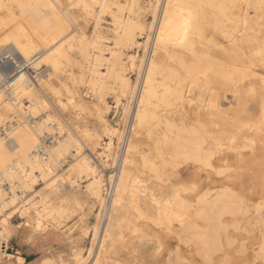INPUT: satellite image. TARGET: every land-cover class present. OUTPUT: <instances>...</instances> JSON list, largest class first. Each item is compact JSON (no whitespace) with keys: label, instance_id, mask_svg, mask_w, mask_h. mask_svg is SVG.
I'll list each match as a JSON object with an SVG mask.
<instances>
[{"label":"bare ground","instance_id":"1","mask_svg":"<svg viewBox=\"0 0 264 264\" xmlns=\"http://www.w3.org/2000/svg\"><path fill=\"white\" fill-rule=\"evenodd\" d=\"M66 1L68 2V4L66 6H63L61 0H2V3L6 7L0 9V128L2 127L5 133L3 136L2 134L0 135V175L11 184L12 193L10 194V192L6 190V188L3 185L2 177H0V246L1 244L6 245L9 242V238L11 237L10 236L11 232L9 229L11 225L10 218L15 212L20 213L21 216L24 215L23 216L24 218L26 214L32 211V213L34 214V216L36 217L39 223L55 220L58 218L60 219L68 215L69 212H68L67 201H64L67 198L63 200L62 199L63 196L62 197L60 196L61 191L58 189L61 186L63 187L66 181L69 183L71 190H77L78 188L81 187L80 180L85 178L88 181V184L85 185V189H86L85 193L87 198L92 203H99L100 205H102V207L105 205V197L103 196L104 185H103L102 176L98 172L97 166L92 162L91 158H89L83 151L85 144L81 135L83 134L82 136H84L92 143L100 139L102 136L96 134L95 132L92 133V131L89 129L78 128L80 131H82V134L74 130V128L72 127L65 129L61 121L55 116L54 113L51 112L52 109H55V111H58V109L53 105L52 101H48L49 99L46 100L48 98L47 91L48 92L50 91L55 97L57 104L63 110L65 111L69 109L73 110V116L78 121L81 118L82 111L86 109L84 107V100H82V98L78 95L77 85L79 84H86L88 90L93 92V94L97 97L96 99L99 102V104L105 103V105H106L105 96L107 95L108 90L114 88L118 92L116 98L117 105L115 107H118L120 106V104H123V109L125 112L128 111L131 112L133 109V111L131 112L132 123L131 126L130 125L129 126L131 127L130 131H133L135 136L134 134H132L129 136L125 135L124 137L123 135L120 136V132L118 131V128L112 126L106 120L107 118H105L104 113L110 109V106L106 105L108 107H106L105 112H103L104 108H100L101 106H99V104L98 105L95 104L98 110L97 111L99 117L98 120L100 121L101 126L103 128L102 133L104 134V136H107L108 137L107 139L109 140L105 142V145L103 147L104 151L101 152V154H103L105 164L106 163L108 164L109 161L112 160L115 163V165H117L116 169L118 173L117 175H115V177L113 176L114 180H112L114 183V194L112 195L110 208H113L114 210L123 209L126 208L127 205L131 209V212L135 211L142 218H145L147 214L145 217H143L145 213H143V207H142L143 205H145V203L142 205L141 201L143 199H148L150 203L147 206H149L152 203L155 210L154 215L156 217L155 221L157 222V225L165 229L167 232L168 230H171L173 220L179 221L178 223L182 224L183 226L186 223L189 225V223H191L189 222V220L191 218L190 209L192 203H190L189 200L190 198L188 195H181L178 189L171 194H167L165 196H158L156 194V191H154L150 185L146 184L147 180H144V178L142 179L139 175L133 174L130 170L131 166L130 168L128 167V164L131 163L129 155H133L131 154L132 151L136 150L138 147L135 146L136 144L134 142L135 140L134 138H136V136H139L137 135L139 132L138 131L135 132V130L138 128V130L144 129V131L147 132L148 135L147 137L154 141L155 148L153 149L154 150L156 149L155 151H157V155L155 154L154 155L158 156V159H160V161L164 163L163 164L164 166L167 165L165 163L167 162L170 163L169 162L170 160H179V159H183V161L184 159L186 160L192 159L198 163L199 162L202 163L203 165L205 164L206 166H210V167L213 166L210 158L211 157L210 154L212 152L210 151L209 154L208 153L209 151L207 152L203 147V142L206 140L205 137L203 139L202 137H200L201 136L200 135L199 137L201 139L184 140L183 139L184 136H181L180 134L181 133L180 131H183L184 129L180 130L179 128L180 131H178L177 133L174 132V129H177L176 127L177 125H175L174 123H177V121L176 122L174 121L173 123L171 119L163 115H158L157 112L158 109L162 108L163 106H167V107L171 106L173 101L172 98L177 99V101L178 100L183 101L186 97H188V95L186 94L187 92H185L186 87L184 84L186 83L188 85L187 88H189L188 90L190 92L191 88L194 87L195 89L196 86H198V89L201 90L200 87L202 84H200L199 86V83L202 79L203 81L206 82V84H208L207 82L210 73H214L215 75L221 76V78L224 79L225 81L231 80L233 78L234 73L236 72H239L237 74L240 75L241 70L239 69L238 65L236 66L232 65L233 69H230L231 66L225 65L227 63L218 64L219 62L216 63L215 61L209 60L210 58L204 55L206 54L205 52L204 54L202 53V51L200 52L202 54L197 53L195 49L197 48L199 49V47L196 48L195 46L198 40L200 41L203 38L204 35L203 33H205V28H206L205 24L206 21L209 20L208 19L209 17H212L214 19L215 26L218 29L227 32L230 41L232 43L231 45L236 46L237 39L239 37L235 38L236 36L233 33L236 32H232L231 30H229L227 28L226 22L228 21L229 23L232 22L239 23V21H241L239 20V18H241L242 20L245 21V23L247 22L249 23L248 21L249 8L247 5L249 3L254 5L253 10L254 13L256 14L259 11L264 12V10H261L260 8L256 7L261 3V0H180V2L182 3L185 2L191 3L196 6L193 26L190 29L187 37H185L183 34V29H182L183 17H181L179 14H175V10H170V16H169L170 22L167 24L165 23V16H164L165 10H168V5L170 2L176 3L177 0H156L155 3L150 2L151 7L153 8L154 11V21L151 25V32L153 33V35L151 37L150 36L146 37L148 38L146 43H147V47L149 46L148 49L150 48L151 50L146 60L145 57L141 59L142 64H141L140 77H139V81L135 85L132 84V82L130 81V76L128 77L127 63L132 68L135 65V61L139 56L137 57L136 55H128V54L125 56L122 50L124 47L132 48L134 47V45H138L140 42L138 41L137 35L143 34L145 30V25L140 22L141 19L139 20V15H140L139 10L142 8L139 6L138 3L139 1L124 0L126 4H123L121 0H66ZM240 2H242L246 6V8L243 11V13H240L237 16V14L234 13L235 11L234 12L232 11L236 7H238V4H240ZM20 4L25 5V7L23 8L18 7L17 5ZM45 4H51L52 8L44 10L42 6ZM84 4L88 5L87 9L83 7ZM36 5H39L41 7L40 8L32 7ZM74 5L75 6L80 5L83 12L85 13V16L94 22L95 28H93L94 29L93 35L97 41L98 40L100 41V39H102L101 35L103 34V33L101 34L98 30L100 26V21L102 20V15L105 13L106 14L110 13L112 15L113 17L112 32L114 35L113 48L103 47V44L99 46L98 43H97L98 45L97 44L95 45L94 43L93 45L87 42L86 40L87 37L85 38V35L82 33H81L82 36L80 35V38H77L76 30L72 18L73 13L71 11V7ZM233 5H235V7H232ZM137 6L140 7L139 10H136ZM124 10H128V14L123 15ZM240 10H238V12ZM41 11H44L45 14L41 15ZM256 16L257 18H259L260 21L261 15L258 16L257 14ZM208 23H210V21ZM161 26L165 27L163 38L161 37V30H160ZM212 29L214 30V27H212ZM2 32L3 34H1ZM251 32L253 31L251 30ZM212 35H214V33ZM204 36L207 37V35ZM182 40L184 41L183 43H181ZM157 41H160L159 44L157 43ZM211 41H213V39ZM260 44H262V42ZM260 48H258V50ZM182 50L185 51L187 50V52L189 51L192 53L193 60L192 61L190 60L191 62L187 61L186 59L183 58V56H181L180 51ZM74 51L75 53L77 52V54H79L81 59L80 63L79 61H77L80 65L76 64L82 69L81 71L83 74L80 75V77H76L74 74L75 72L73 73L74 71L73 66L74 63L76 62L74 61L73 58ZM157 51L163 52V55L166 56L168 59L177 61L179 64L178 68L176 66L175 67L170 66L169 64L168 66L166 64L167 62L165 63L167 66L163 67L158 57L155 56L157 54L156 53ZM263 51L264 49L262 50V53ZM183 54L184 53H182V55ZM211 59L213 58L211 57ZM68 66L69 68H67ZM30 69L33 70V73H35V75L33 73L32 74L30 73ZM60 72L64 74L63 77L65 76L66 80L65 82L62 80L61 86L57 88L54 87L55 86L54 83H53L54 86L52 85L50 79L48 78L49 77L53 78V75L51 74H57ZM45 73H47V76L49 77L44 78L43 75H45ZM84 74L86 75V79L84 77ZM247 75L249 76V74ZM38 79H41L40 82H38ZM244 79L245 78L242 77L243 83H244ZM262 80L264 85V76ZM209 83L212 82H210L209 80ZM69 84L72 85L70 86ZM111 84L113 85V88L110 86ZM252 85L253 84H251L250 86ZM183 86L185 87V89L183 88ZM206 89H208V87ZM252 89L253 88H250V90ZM204 90L205 89H203V91ZM128 95H130V99L132 98L131 100L128 99L127 97ZM213 95L214 94H212V96ZM125 97H127L128 101L125 103L121 102V98H125ZM23 98H28V100L31 103L29 105H25L22 102ZM133 100H135L134 102H136L134 108H132ZM211 100H209V102H211ZM201 102L199 104H201ZM191 103L188 104L190 105ZM174 105H172V107ZM211 105H209L210 108ZM201 107L202 106H200V108ZM217 107L218 106L215 107L214 105V107L212 108L217 109ZM39 112H46L47 116L43 117V121L38 119ZM261 112L264 120V101L262 103ZM31 117L35 119L34 122H30L31 120L29 118ZM151 121H154V123H151ZM200 126H202V124H200ZM55 130L56 133H58L59 135L55 136L56 138L53 139L51 146L47 148L45 154L41 155V153L37 152V150L39 149L40 144L42 143V138L46 137L45 132H49L51 135H54ZM199 131L197 130V132ZM210 133L211 132L207 133L209 134L208 136H211ZM115 135H118L119 140L125 138L124 140L126 142V148L124 147L125 150L122 149L124 151H122V154H120V156L117 158L113 154L114 153L113 137ZM185 137L187 138V136ZM192 138H198V137H192ZM164 144L169 145L170 152H165L163 148ZM220 146L221 145H219V148ZM140 153L138 152V154ZM70 155L74 156V158L72 157L73 160L66 167L61 166V160ZM133 156L132 158H134ZM142 156H141L143 158L142 164L144 165V167L148 168L146 166H149L150 167L149 170L151 169V171L158 174L159 166L156 163H154L156 161L154 162L152 161L156 157L152 158L151 160L148 158L149 156L148 157L146 155H142ZM139 164H141V162H139ZM139 167L142 166L139 165ZM144 167H142V169ZM9 169H11L10 170L11 173H9ZM38 173L39 175H41V179L44 180L45 190L43 192L37 191L36 194L38 193L39 194L36 195L34 193L36 191L35 186L38 184V180H37V178L39 177L37 175ZM163 175L164 174H162V176ZM76 177L78 179H76ZM226 189L228 188L226 187L224 191ZM183 190H186L188 192L187 189H183ZM210 192H208V194ZM162 193L164 192L162 191ZM204 193L205 196H202V198L200 197L201 198L200 202L198 201L202 205L201 207L197 206L199 207V209L196 211V217L202 220L206 224V226L204 230L200 228L202 229V231H200V233L198 232L197 235L194 234L193 236L196 238L195 242L202 247V249L199 247L202 251L204 249L203 247L209 249L212 245H214V242H216V238L213 235L214 228L216 226L222 225L223 222L221 221V218L224 214H226V212H228V210L231 207L229 205L228 207L226 205L228 203L224 201V197L231 199L227 197L230 196L229 194L227 195L225 194V192H223L221 194H218L217 196L215 195L216 197L213 198V200H208L206 195L207 192ZM65 194L66 193L64 192V195ZM76 196L78 200V198L80 197H78V195ZM232 203L234 204V202ZM152 205H150V207ZM147 206L145 207V209H148ZM147 211H149V209ZM134 216L135 215L133 214V217ZM128 217H130V215ZM59 219L58 221L61 220ZM116 223L117 221L115 220V218L112 217V215H110L107 218L106 223L104 224V226L101 227L102 230H101L100 247H104L103 244H105L104 243L105 240L108 237H110V235L112 234V231L116 226ZM131 224L133 223L131 222ZM234 225H236V223ZM190 227L192 226L190 225ZM225 228L227 229V227ZM99 230H100V225L95 227L94 230L95 237L98 234ZM120 231L121 230L119 229V232ZM133 231H135V229ZM217 231L218 230H216V232ZM219 232L220 231H218V233ZM193 237L190 238L193 240ZM120 238H122V236ZM2 240H4L5 242L4 243L1 242ZM110 247L113 246L110 245ZM212 248H214V246H212ZM216 248L217 247H215L214 249ZM207 250L204 251H206L207 253ZM100 253L101 252H99L96 255V257L94 258V260L90 262V264H103V259H106V257L105 254L104 257L100 256ZM211 253H213V251ZM0 255L2 257V255H6V254L2 253V250L0 249ZM82 256L81 253H77V254L75 253L74 260L78 264H80L81 261L84 260ZM19 259L25 263H28L26 262L24 257L20 256Z\"/></svg>","mask_w":264,"mask_h":264},{"label":"rangeland","instance_id":"2","mask_svg":"<svg viewBox=\"0 0 264 264\" xmlns=\"http://www.w3.org/2000/svg\"><path fill=\"white\" fill-rule=\"evenodd\" d=\"M121 1L123 4H126L124 0ZM138 1L139 6L142 8L140 9V7L137 6L136 10L140 9L139 20L141 19L140 22L145 25V33L143 32V34L137 35L138 41L141 44L139 43L138 45H134V47L132 48L124 47L122 50L125 56L127 54L136 55L137 57L139 56L138 58L136 57L137 59L135 61V65L132 68L127 63L128 77L130 76V81L134 85L139 81L142 64L141 59L145 57L146 60L147 56L150 54L151 49H148L149 46L147 47L146 41L148 38L146 37H151L153 35V33L151 32V25L154 21V11L151 7L150 2L155 3L156 0ZM61 2L63 3V6H66L68 4L66 0H61ZM72 7V18L77 38H80V35L82 36V34H84L85 38L87 37V42L91 44L94 43L96 45L98 43L99 46L103 44V47L106 48L114 47V35L112 32L113 17L110 13H105L102 15V20L100 21L99 26L100 29L98 28V30L101 34H103L101 35L102 39H100V41H97L93 35V28H95L94 22L85 16V13L83 12L81 6H79V8L75 5ZM245 8L246 6L242 2H240V4H238V7H236L232 12L235 11L234 13L238 16L240 13H243ZM238 10L240 11L238 12ZM126 14H128V10L123 11V15ZM257 14L258 16L261 15L260 21L259 18H257L256 16ZM257 14L254 13L253 8L249 9V23L247 22L248 25L241 18H239V20H241L239 21V23H229L228 21L226 22L227 28L232 32H236L233 33L236 36L235 38L239 37L237 39L236 46L231 45L232 43L227 32L218 29L215 26L214 19L212 17H209V20H207L205 24V27L208 29L205 28V33H203L204 35H207V37L203 35V38L201 39L202 41L198 40L195 46L196 48L199 47V49H195L197 53H200L202 51V53L204 54L205 52L206 54L204 55L210 58L209 60L215 61L216 63L219 62L218 64L227 63L225 65L231 66V68L229 67L230 69H233L232 65H238L239 69L241 70L240 75L237 74L239 72H236L234 73L233 78L231 80L225 81L221 78V76L215 75L214 73H210L207 82L208 84H206V82L202 79L199 83V86L200 84H202L200 87L201 90H199L198 86H196L197 88H191L190 92L188 90L189 88H187L188 85L186 83L184 84L186 89L184 86L183 88L185 89V92H187V100L185 98L183 101H177V99L172 98V105L175 104L173 106L175 108H173L172 105L168 106L169 108L167 106H163L162 108L158 109L157 112L158 115H163L171 119L173 123L174 121H177V123H174L175 125H177V129H174V132L177 133L181 129H184L183 131H180L181 136H184V140L201 139L200 137L204 139L205 137L206 140L204 142L202 140L203 147L207 152L209 151V154L210 151L212 152L210 154L211 162L213 165L212 167L206 166L205 164L203 165L200 162L199 164L198 162L192 159H190L191 161L186 159H184V161L183 159L170 160V163L167 162L165 163L167 165L164 166V163L160 161V159H158V156H155L157 155V151H155L156 149H153L155 148L154 141L147 137V132L144 131V129L138 130L137 128L135 130V132H139L137 134L139 136H136V138H134V142L136 144L135 146L138 147L131 153L134 156L129 155L131 163L128 164V167L130 168L131 166V172L135 175H139L142 179L144 178V180H147L146 184L150 185L153 190L156 191V194L158 196H165L167 194H171L178 189L181 195H188L190 198V203H192L190 209L191 218L189 222L192 223L194 220H196L194 221L195 223H189V225L186 223V227H189L186 228L185 225L183 226L182 224L178 223L179 221L173 220L171 226L172 228L167 232L165 229L157 225V222L155 221L156 217L154 215L155 210L152 203L150 204L152 205L151 207L150 205L147 206L150 201H148V199H143L141 201L142 205L145 203V205L151 212L150 213L149 211H147L148 209H145L146 206L143 205V213H145L143 217H145L147 214L145 218H142L135 211L131 212V209L127 205L126 208L123 209L114 210L113 208H110L108 213L109 215L107 216L109 217L110 215H112V217L115 218L118 224L116 223L112 234L110 235V237L107 238L108 240H105V244H103L104 247H100L102 230L101 227L104 226L108 218L104 214V206L102 207V205H100L99 203H92L87 198L85 193V185L88 184V181L85 178L80 180L81 187L77 190H71L69 183L66 181L63 187L61 186L58 189L61 191L60 196H63L62 199L64 200L67 198L64 201H67L69 212L68 215L60 218L62 221L58 218L61 222L58 221V219H55L39 223L32 211L26 214L24 218V215L21 216V214L18 212L13 213L10 218L11 225L9 228L11 232V237L9 238L8 244H1L0 246L2 253L6 254L2 255V257L0 255V264H13V262H15V264H20V256L24 257L26 262H28H23L24 264H44L45 261L49 262V264H78L74 260L75 253H81V256L83 254L82 257L84 260L81 261L80 264H90V262L94 260V258L99 252H101L100 256L104 257L105 254L106 257V259H103V264H210L212 262V264H264V251L262 252V250H264V120L261 112L262 103L264 101V85L262 80L264 76V51L262 53V50L264 49V12L259 11ZM209 21L210 23H208ZM257 22L260 24V27ZM212 27H214L215 32ZM236 30L239 31L237 32ZM251 30L253 32H251ZM246 31L249 32L247 33ZM213 33L214 35H212ZM1 34H3V32ZM103 37L106 40H104ZM212 39L214 42L211 41ZM241 40L244 42H242ZM199 42L202 45H200ZM261 42L262 44H260ZM222 45L224 49L222 48ZM258 48H260L261 50H258ZM180 52L181 56H183V58L187 61L191 62L193 60V55L191 52H187V50H182ZM156 53L155 56L158 57L163 67H166L169 64L170 66H176L178 68L179 64L177 61L168 59L166 56L163 55V52L161 51H157ZM182 53L186 54L187 56L184 54L182 55ZM211 57L213 59H211ZM216 57L218 60L216 59ZM73 58L74 61H76L73 66V73L75 72L74 74L76 77H80V75L83 74L81 71L82 69L76 64H79L81 62V59L79 54H77V52L75 53V51L73 52ZM77 61H79V63ZM67 68H69V66ZM30 73H33L32 69H30ZM33 74L35 75V73ZM247 74H249V76ZM51 75H53V78L47 76V73H45V75L43 76L44 78L49 77L48 79H50L52 85L54 83V87H60L62 80L64 82L66 80L65 76L63 77L64 74H62L61 72ZM84 77L86 79L85 74ZM242 77L246 79H244V83ZM40 80L41 79H38V82H40ZM209 80L212 83H209ZM251 84L253 85L250 86ZM69 85L71 86L72 84ZM110 86L113 88L112 84ZM207 87L208 89H206ZM250 88H253L254 90H250ZM203 89H205L204 91L206 92H204ZM212 89L215 91V93ZM77 90L78 95L82 98V100H84V107L86 108L84 111H82L81 118L78 121L73 116V110H63L57 104L55 97L50 91H47L48 98L46 100L49 99L48 101H52L53 105L58 109V111L52 109L51 112L54 113L55 116L61 121L65 129L72 127L74 128V130L78 131L81 134L82 131H80L79 129H89L92 131V133L95 132L96 134L102 136L100 139L92 143L84 136H82L83 134L81 135L85 144L83 151L89 158H91L92 162L97 166L98 172L100 173L103 179V185H105L108 180H114V177L115 175H117L118 172L116 169L117 165H115L112 160H110L108 164H105L103 154H101V152L104 151L103 147L105 145V142L109 140L107 139L108 137L104 136V134L102 133L103 128L101 126L100 121L98 120V110L95 104L98 105L99 102L97 101V97L93 94V92L88 90L86 84L77 85ZM211 93L215 96H212ZM117 94L118 92L114 88L108 90V93L105 96L106 105L110 106V109L108 111L105 112L106 107H108L105 105V103H100L99 106H101L100 108H104L103 112L106 113H104L105 118H107L106 120L112 126L118 128L120 136L123 135L125 137V135L129 136L134 134L133 131H130V126L132 123L131 112L133 111V109L131 112H125L123 109V104H120V106L115 107L117 105ZM127 97L128 99H130V95H128ZM127 97L121 98V102H127ZM209 100H211V102H209ZM134 101L135 100H133L132 102V108H134L136 105V102ZM22 102L25 105H29L31 103L28 98H23ZM200 102L201 104H199ZM188 103L191 104L189 105ZM211 104H214L215 107L218 106L217 109L212 108L214 107V105L212 106ZM209 105H211V108ZM200 106L202 107L200 108ZM46 116V112H39L38 119L43 121V117ZM29 119L31 120L30 122L35 121V119L32 117ZM151 123H154V121H151ZM200 124H202V126H200ZM197 130L200 131L197 132ZM54 132V135H51L49 132H45L46 137L55 139V136H58L59 134L56 133V130ZM209 132H211V136H208L209 134L207 133ZM185 136H187L188 139ZM124 139L122 138L119 140L118 135H115L113 137V154L116 158L119 157L120 154H122V151L125 150L124 147L126 148V142ZM231 139L234 140L232 141ZM218 144L221 145L220 148ZM163 148L165 152H170L169 145L164 144ZM138 152H141V155L138 154ZM142 155H146L147 157L149 156L148 158L151 160L152 158L156 157L152 161H156L154 163L159 166L158 174L151 171V169L149 170V166L145 165L148 168L144 167V165L142 164ZM132 156L134 158H132ZM72 157L74 158V156L70 155L62 159L61 166L66 167L73 160ZM139 162H141V164H139ZM139 165L144 168L142 169V167H139ZM162 174L164 175L162 176ZM37 175L39 176L37 178L38 184L35 186L36 191L34 194H36L37 191L43 192L45 190L44 180L41 179V175H39V173ZM76 179L78 178L76 177ZM226 187L228 189L224 191ZM183 189H187L188 192ZM162 191L164 193H162ZM210 191L214 192L212 193ZM64 192L66 193L65 195ZM204 192H207L206 195L208 200H213V198L223 192H225V194L227 195L229 194L230 196H226L231 198L228 199L224 197V201L228 203H225L227 206L229 205L233 209L230 207L231 210H228L229 213L226 212V214H224L221 218V221L223 222L222 225L216 226L214 228L213 235L216 238V242H214V245L212 246H214V248L217 247V250L212 248L211 246L209 249L203 247L204 249L202 251V247L195 242L196 238L193 237L194 234L197 235V233H200L202 229L204 230L206 226V224L202 220L196 217V211L202 205L201 203H199L200 199L202 198V196H205ZM208 192L210 193L208 194ZM76 195L80 197L78 198V200ZM232 202H234V204ZM133 214L135 215L134 217ZM129 215L130 217H128ZM133 219L135 222L133 221ZM131 222L136 226L131 224ZM235 223L236 225H234ZM99 225L100 230L97 234L98 237L97 235L95 237L94 230L95 227ZM190 225L192 227H190ZM200 225L204 227H201ZM224 225L225 227H227V229L224 227ZM119 229L121 230L120 232ZM132 229H135V231H133ZM216 230L220 232L218 233V231L216 232ZM189 233L193 234H191L190 236ZM119 236H122V238H120ZM190 237H193V240ZM1 242L4 243L5 241L2 240ZM110 245L113 247H110ZM207 249L209 250V253ZM204 250H207V253ZM212 251L213 253H211ZM197 253H199L200 255Z\"/></svg>","mask_w":264,"mask_h":264},{"label":"snow or ice","instance_id":"3","mask_svg":"<svg viewBox=\"0 0 264 264\" xmlns=\"http://www.w3.org/2000/svg\"><path fill=\"white\" fill-rule=\"evenodd\" d=\"M17 6L20 8L25 7V5H23V4H20ZM76 6L79 7L80 5H76ZM247 6L249 9L254 7V5H252L251 3H249ZM4 7H6V6L2 3V0H0V9H2ZM32 7L40 8L41 6L36 5V6H32ZM83 7L85 9H87L88 5L84 4ZM232 7H235V5H233ZM256 7L260 8L261 10H264V0H261V3L259 5H257ZM42 8L44 10H47L49 8H52V5L51 4H45L42 6ZM195 8H196L195 5H193L191 3H186V2L182 3V2H180V0H177L176 3L170 2L168 5V10H165V12H164L165 23L167 24L170 22L169 21L170 10H175V14H179L181 17H183L182 29H183L184 36L187 37L190 29L193 26V21L195 19ZM44 14H45V12L41 11V15H44ZM160 30H161V37L163 38L165 27L161 26ZM159 42L160 41H157L158 44H159ZM183 42L184 41L182 40L181 43H183ZM262 251H264V250H262ZM13 264H15V262H13ZM20 264H23V261H21ZM44 264H49V262L45 261Z\"/></svg>","mask_w":264,"mask_h":264},{"label":"built area","instance_id":"4","mask_svg":"<svg viewBox=\"0 0 264 264\" xmlns=\"http://www.w3.org/2000/svg\"><path fill=\"white\" fill-rule=\"evenodd\" d=\"M0 132H1L0 135L2 134V136L5 133L2 127L0 128ZM52 142H53V139L49 137L42 138V143L40 144V147L37 150V152L41 153V155L45 154L47 148L51 146ZM10 170L11 169H9V173H11ZM0 177L2 176L0 175ZM2 181H3V185L6 188V190L10 192L11 194L12 193L11 184L7 180H5L3 177H2ZM104 186H105L104 187V196H105V205H104L105 213L104 214L107 216L109 213L110 207H111L110 203H111L112 195L114 194V183L112 180L111 181L108 180Z\"/></svg>","mask_w":264,"mask_h":264}]
</instances>
